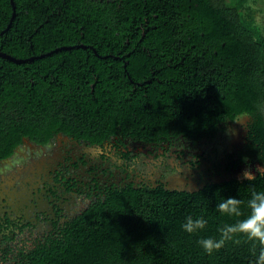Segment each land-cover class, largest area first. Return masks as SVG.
<instances>
[{"label": "trees", "instance_id": "obj_1", "mask_svg": "<svg viewBox=\"0 0 264 264\" xmlns=\"http://www.w3.org/2000/svg\"><path fill=\"white\" fill-rule=\"evenodd\" d=\"M258 1L0 0V51L27 58L0 55V161L23 136L45 144L61 131L107 142L105 153L121 152L126 171L98 177L84 209L3 264H252L246 240L211 256L197 241L234 222L217 211L223 198L243 201L247 216L251 192L264 190V173L241 178V163L264 166ZM234 123L243 135L227 151L232 160L200 171L192 191L168 188L163 174L142 170L144 156L127 152H184L181 140ZM189 215H204L206 229L186 233Z\"/></svg>", "mask_w": 264, "mask_h": 264}, {"label": "flooded vegetation", "instance_id": "obj_2", "mask_svg": "<svg viewBox=\"0 0 264 264\" xmlns=\"http://www.w3.org/2000/svg\"><path fill=\"white\" fill-rule=\"evenodd\" d=\"M226 129L218 130L210 137H199L195 142L181 140L179 145L184 146L179 151L184 149V152H177L180 157L177 161L185 160L189 170L193 167L198 169L197 166L204 161L218 170L221 164L217 157L224 155L222 138ZM203 141L202 150L193 149ZM39 144L43 146L39 147ZM19 147L20 151H17ZM105 147L111 148L107 142H94L58 131L45 144L23 136L10 160L0 161V264H3L6 255L11 256L22 248L44 240L60 224L84 209L99 191L96 185L98 177L114 180L115 177L121 178L122 173L126 175V171L121 169L123 162L118 159L122 153L113 149L109 157ZM129 147V154H139ZM69 148L77 149L78 155L69 156ZM52 149L64 150L61 160L53 164ZM89 152L99 155L100 161H103L99 169L95 168L96 162L87 163L86 154ZM17 153H23V156ZM166 155L167 152L158 153L156 165L151 164L156 169L155 173L163 174L164 181L169 180L180 188H197L199 177L179 168L178 163L171 162L170 167L166 166ZM241 164L244 170L254 169L246 161ZM42 167L45 168V175L43 172L40 174ZM142 170L146 171L147 166H143ZM82 172L90 174L88 181L81 182L80 177L76 176V173ZM95 172H99L97 176Z\"/></svg>", "mask_w": 264, "mask_h": 264}, {"label": "clouds", "instance_id": "obj_3", "mask_svg": "<svg viewBox=\"0 0 264 264\" xmlns=\"http://www.w3.org/2000/svg\"><path fill=\"white\" fill-rule=\"evenodd\" d=\"M256 173H264V166H257ZM241 178L253 180L255 174L245 169ZM244 202L236 197L223 198L217 205L221 216L234 222L224 223L218 228V237L200 238L197 243L209 256L224 249L228 244L239 245L246 240L252 247L250 253L255 259L252 264H264V190H253L247 200L248 215L242 213ZM208 220L204 215L193 217L189 215L182 224L183 230L188 234H195L206 229Z\"/></svg>", "mask_w": 264, "mask_h": 264}, {"label": "rangeland", "instance_id": "obj_4", "mask_svg": "<svg viewBox=\"0 0 264 264\" xmlns=\"http://www.w3.org/2000/svg\"><path fill=\"white\" fill-rule=\"evenodd\" d=\"M254 8L256 10V20L260 23H262L264 25V0H259L258 2L254 3ZM241 128H239L238 124L237 123H234L233 125H230L229 127H227V129L225 130V135H223L224 137L222 138V142H223V153L224 155H219V157H217V159H219V162L222 166H225L229 161L232 160V158H229L227 156L228 152H229V155L231 156L233 154V151H234V148H235V144H237L240 139H241ZM243 135V134H242ZM203 142H200L198 143V145H196V147H194L193 149L194 150H202L203 149ZM56 145V144H55ZM59 145V144H57ZM56 145V146H57ZM131 146V145H130ZM198 146V147H197ZM131 148H134V150H136L138 153H140L141 156H144L145 160L148 161V165H147V170L146 171H152L154 172V170H156L151 164H155V162L158 160L157 158H155V153L154 149L151 148V146L147 145H138V148L136 146H131ZM79 149V148H78ZM96 150V148H94ZM151 149V150H150ZM52 153H51V158L53 160L52 164L54 163V161H58V160H61V157L63 156V149H52ZM177 150L174 149H171L170 151H168V154H167V157L169 158V161L170 162H174V163H178V167L183 169L184 171H186L187 173L191 174L192 176H198L199 179L202 177V174H200V171H203L204 169H208L209 166V163L204 161L202 163L201 166H197L199 167L198 169L193 167L192 170H189V168H187L188 166L186 165V161L184 160L181 161H177V159H179L180 157L178 156ZM228 151V152H227ZM107 152H109L108 156L110 157L111 155V150H107ZM18 156H23V153H17ZM68 154L70 156V154L72 155H78L77 153V149H73V148H69L68 149ZM86 158H87V163H94V162H100V164H102L103 161H100L99 159V155L97 154H94V153H87L86 154ZM100 164H96L100 166ZM86 166V164H85ZM99 168V167H98ZM225 168V167H224ZM240 168V165L236 168L239 169ZM212 170V169H211ZM210 168L209 170L207 171V173H213V170L211 171ZM240 170V169H239ZM83 171V170H82ZM43 172V175H45V168L42 167V170H40V174ZM151 173V172H150ZM94 174H97V172H95ZM36 176V175H35ZM76 176L79 178L80 177V181L82 182L83 180H86L88 181V178H90V174H86L85 172L83 173H80V174H77L76 173ZM35 178V177H34ZM35 181V180H33Z\"/></svg>", "mask_w": 264, "mask_h": 264}, {"label": "water", "instance_id": "obj_5", "mask_svg": "<svg viewBox=\"0 0 264 264\" xmlns=\"http://www.w3.org/2000/svg\"><path fill=\"white\" fill-rule=\"evenodd\" d=\"M12 3H13V0H12ZM13 8H14V5H13ZM14 14H15V12H14V10H13V14H12V17L14 16ZM10 25V24H9ZM71 46H63V48H70ZM59 48H61V47H58V48H55L54 50H57V49H59ZM53 50V51H54ZM52 51H49L48 53H51ZM48 53H45V54H48ZM45 54H43V55H45ZM0 55H2V56H5L6 58H8V59H11L12 61H15V62H23V61H26L27 60V58H19V57H15V56H13V55H11V54H8V53H6V52H3V51H0ZM43 55H41V56H43ZM32 59V58H31ZM39 147H42L43 145H38ZM17 151H20V147L17 149ZM10 160V158H5V159H3V160H1V162H6V161H9ZM256 166H262L259 162H257L256 161V163H254ZM251 165H252V163H251ZM254 171V173L256 174V172H255V170H253ZM165 181H167V187L168 188H170V189H180V190H188V191H192L193 189L192 188H189V189H186V188H180V187H178V186H176L175 184H173V183H171V182H169V180H165Z\"/></svg>", "mask_w": 264, "mask_h": 264}]
</instances>
